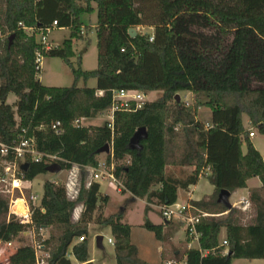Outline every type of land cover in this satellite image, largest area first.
<instances>
[{"label":"trees","instance_id":"16d2710c","mask_svg":"<svg viewBox=\"0 0 264 264\" xmlns=\"http://www.w3.org/2000/svg\"><path fill=\"white\" fill-rule=\"evenodd\" d=\"M94 12L97 66L83 71L82 53L77 68L70 61L72 42L82 39L83 30H91L81 16ZM53 22L68 31V38L42 56L61 59L71 68V87H44L38 80L35 58L41 46L35 34L51 28ZM144 27L152 33L137 31ZM130 29L136 32L134 38L128 34ZM89 79H95L94 88L77 87L79 80ZM114 90L162 95L141 109L132 104L129 110L116 112L112 129L107 123L74 125L109 109ZM180 92L192 95L191 105L176 101ZM10 94L16 98L13 105L6 102ZM200 109L211 112L207 126L197 119ZM242 116L264 135V0H0V145L12 146L22 129L27 137H34L42 160L25 159L28 168L23 179L28 182L46 173L49 156L56 158L62 171L74 166L80 171L75 201L67 198L63 184L44 182L39 206L30 207L28 224L9 215V201L0 197V245L31 231L48 255L44 264H72L69 255L77 264H91L88 226L99 201L104 205L108 198L100 194L98 183L87 185L86 169L97 167V152L107 144L112 152L106 166L113 165L112 173L124 186L120 194L128 193L148 205L174 204L177 191L196 184L198 174L209 169L207 180L214 193L191 205L213 216L196 226L199 248L186 249L178 260L231 264L264 259V162L249 141ZM56 122L59 134L51 129ZM140 128L147 138L131 150L130 140ZM1 161L0 156V178ZM168 165L192 166L194 172L186 181H178L166 176ZM252 178H258L262 188L250 191L254 217L243 222L242 213L217 204V196L221 190L232 194L245 188ZM78 204L82 211L74 222ZM150 211L144 208L141 228L162 241L163 225L147 219ZM122 221V215L96 218L97 224L110 229L116 264H147L131 244L132 227ZM222 230L226 256L220 254ZM81 237L83 242H76ZM1 260L0 264H38L29 245L11 248Z\"/></svg>","mask_w":264,"mask_h":264},{"label":"rangeland","instance_id":"374dc122","mask_svg":"<svg viewBox=\"0 0 264 264\" xmlns=\"http://www.w3.org/2000/svg\"><path fill=\"white\" fill-rule=\"evenodd\" d=\"M82 21L86 26L95 25L96 24V12L92 14H86L81 17ZM141 34H150L152 33V30L144 27L137 30ZM68 38V31L56 29L54 28L48 35H47V41L53 45V46H61L62 42ZM35 40L37 42L40 41V35L35 36ZM72 50L74 52V58L71 59V63L73 64L74 68H77V58L81 55V61H80V68L83 71H93L96 69L97 66V49H96V36L95 31H87L83 30L82 39L79 41H73L72 42ZM38 80L40 84L44 87H59V88H65V87H71L74 84V77L72 74V70L69 66L65 64L61 59L58 58H50V57H42L41 62V69L38 73ZM77 87L83 88H94L96 86L95 79H89L87 82H84L83 80H79L76 83ZM161 92H151L146 95V101L152 102L161 97ZM179 96V101L184 103L185 105H191L192 103V95L187 92H180L177 94ZM15 96L13 94H10L8 97L7 104L13 105L15 102ZM207 111L201 110L199 114H197V119L201 122L205 121V117ZM106 115L100 114L94 119H85L83 122H81V126H102L106 122ZM253 131V130H252ZM254 134H256V138L254 139L257 143H264V135L259 134L257 131H254ZM106 155L102 154L98 157V163H106ZM3 170V169H2ZM4 175L2 172L1 177ZM75 175V176H73ZM4 177V176H3ZM76 177V189H80V183H78L80 180V171L76 172V168H74L71 172L69 171H61L58 174H50L45 173L38 175L33 181H32V194L36 195L39 199L42 197V186L45 181H53L54 183H57L59 185H66L70 182H75L74 179ZM92 180V173L88 171V175L86 176V183L90 182ZM100 193L103 196H107L108 202L107 204H102V202L99 201L98 203V210L93 214V221L88 227V242H89V258L94 260V264H116L115 260V253L113 245H110L107 243L108 238L110 237V229L107 226H103L96 223V218L101 215L104 218L110 217V216H116V215H122L123 216V223L128 224L132 227V241L133 244L137 245L141 253L149 251H155V245L156 240L154 238V235L143 228H141V225L144 221V208L149 207L151 211L147 214V219L154 225H159L161 223V218L158 213V211L149 206L146 201L143 203V201L138 199H133L128 193L121 195L117 192L115 184L108 178H105L103 180H100ZM79 184V186H78ZM75 189V188H72ZM10 191V187L8 186V182H2L0 183V197L3 199H7L10 204L11 199L15 198H24L28 204H29V197L31 195L30 191H22V194L15 190L12 194H6V191ZM203 190V189H202ZM197 190V196L202 191ZM206 194V193H205ZM69 195L74 196V191L69 190ZM206 198L210 197H204L202 200H205ZM234 200H236V197H232L230 199V204L233 206L234 209L239 210L241 213L242 211L239 209V206L233 205ZM21 202V201H17ZM106 205V206H105ZM10 211V210H9ZM82 211V205L78 204L76 206V209L73 214V221L76 222L80 213ZM10 214V212H9ZM12 216V215H11ZM16 218V216H13ZM17 219V218H16ZM242 219L243 222L247 221V218L245 214L242 213ZM182 228L183 226L178 223L174 222V225L168 229L165 234H163V249H164V257L163 260H169V259H176L178 260V256L174 254L173 246L170 242V238H173L178 231L177 238H182ZM97 236L103 237L102 242V250H99L96 248L95 245V238ZM42 238L46 239L48 238V232L44 231L42 232ZM225 238L219 237V243L221 244L222 240ZM35 242L34 235L31 231H26L25 233L20 234L15 240H13V247H18L21 245H29L32 246ZM177 249H180L181 255L186 248V245L183 240L179 242V244L176 246ZM147 253V252H146ZM152 253V252H151ZM148 259L150 264H156L154 261L153 256H149V253H147ZM71 263H75V260L69 255L68 256ZM142 257H145L144 255ZM233 264H249L248 261H236L233 262Z\"/></svg>","mask_w":264,"mask_h":264},{"label":"built area","instance_id":"2783aa9c","mask_svg":"<svg viewBox=\"0 0 264 264\" xmlns=\"http://www.w3.org/2000/svg\"><path fill=\"white\" fill-rule=\"evenodd\" d=\"M58 24L57 22H53L51 28H47L44 30L39 31L36 35H40V41L38 42L41 46V50L39 53L36 54L35 62L37 64L36 70L40 71L41 69V62H42V52H45L53 46L47 41V35L54 29L57 28ZM28 33L33 35V32L31 30H27ZM150 42H152V36L150 37ZM98 96L102 95V92L97 93ZM112 95V104L109 109L104 111L103 113L106 115V122L108 128L112 129V123L114 119V114L118 111L122 110H129L131 105H134V109H141L146 101V95L141 91H134V90H114L111 92ZM102 113V114H103ZM84 119H81L80 121H77L74 125L75 126H81V122H83ZM59 127L60 124L58 122L53 123L51 125V129L56 133L59 134ZM27 130L22 129L21 135L18 137V139L13 142L12 146L7 147L4 145H0V156L2 158L1 166L3 169L4 177L2 176L0 178V183L2 182H8V186L10 187V191H6V194H12L15 190H18L21 194L22 191H31V185L30 182L25 181L23 179V172L21 171L20 167L21 164L24 163L25 159L27 157H30L32 162L38 163L42 160V156L36 151V143L34 137H27ZM249 138H252L254 136L253 132H249L248 134ZM110 147V153L112 152V147ZM107 154V155H109ZM8 155H11V159L7 160L6 157ZM106 155V156H107ZM45 163L50 166L52 164L56 163V158L49 156L46 157ZM74 168H76V172L79 171V168L77 166H74L69 172H71ZM86 171H90L92 173V180L87 183L89 185L90 183L94 182H100V180H103L105 178L110 179L116 186L117 192L120 193L121 191L125 190L124 186L120 181H118L113 171V165H111L110 168L106 166V163H98L97 167L95 169H86ZM206 172L209 174V169L206 168ZM75 176V175H73ZM80 180V179H79ZM75 182H70L66 185L63 184L64 189L66 191V196L69 200L75 201L78 197L79 193V187L76 189V177L74 179ZM80 183V181L78 182ZM79 186V184H78ZM75 188V189H72ZM190 188V186H188ZM69 190L72 192L74 191V196L69 195ZM17 201H21L23 204V207L26 211L25 215H18L13 211V207L15 206ZM41 201V198L39 199L36 195L32 194L29 197V204L24 198H15L10 200L9 204V215L16 216L17 220L24 224L30 223V207H37L39 206ZM239 206H241L242 209H245L248 205L245 201H240L238 203ZM236 206V205H235ZM155 209L158 211L160 218L163 222H178L180 223L183 228L185 235L190 240L189 242V249H192L191 243H196L197 248H199V239L201 237L200 233L197 232L196 226L200 223L201 219L211 217L213 215H209L207 213L198 211L195 209L191 203L188 201L186 203H179L175 202L172 205H156ZM84 238H79L76 242L81 243L83 242ZM107 243L110 245H114L113 239H108ZM38 264H44V259L48 258V255L43 251V246L40 244H36L35 242L32 245ZM219 247L224 248V250L220 253L222 256H226L228 254V244L227 241L224 239L222 240L221 244H219ZM13 248L12 242L0 245V263L2 262L1 258L5 257L7 252ZM207 253H204L203 255H206ZM163 264H186V259L177 261L174 259L166 260Z\"/></svg>","mask_w":264,"mask_h":264},{"label":"crops","instance_id":"0c3cea01","mask_svg":"<svg viewBox=\"0 0 264 264\" xmlns=\"http://www.w3.org/2000/svg\"><path fill=\"white\" fill-rule=\"evenodd\" d=\"M92 7L94 9L96 8V6L94 4L92 5ZM81 21H82V19H81ZM95 26H96V24L95 25H90L89 27L91 28V30H94ZM56 29H59V28H56ZM60 29L61 30H66V29H63V28H60ZM53 47H56V46H53ZM8 97H7L6 102H8ZM15 101H16V99H15ZM201 110H203V109H200L197 114H199ZM204 110H206L207 113H205L206 114V117H205V121L203 123L205 124V126H207L208 123H209V121H210L211 112L208 109H204ZM242 125H243V128L247 132H253L254 133V131H257L256 129H254V128H252L250 126L249 121H248V118L246 116H242ZM255 138H256V134H254V136L252 138H249V141L251 142L252 146L259 152V154L261 155V158H262V160L264 162V143H257V142H255L254 141ZM245 152H246V148L243 145L242 146V153L245 154ZM193 172H194V167H192V166H173V165H168L165 168V174H166V176H168L171 179L178 180V181H186L187 179L190 178V176L193 174ZM208 176H209V174L206 172V169H204L203 171H201L198 174L196 184L190 185V188H187V189H179L177 191V202H179V203H186V202L189 201L190 203H192V202L200 201L204 197H211V195L214 193V188H213V186H211L208 183V180H207V177ZM50 182H53V181H50ZM31 183H32V181L30 182V185H31V191L30 192L32 193V184ZM97 183L100 185L99 182H97ZM260 188H262L261 181L258 178H252V179H249L246 182V187L245 188L238 189V190H236L235 192H233L230 195L229 201H230V199L232 197H236V200H234V202H233L234 204L233 205L239 206L238 203L240 201L247 202V205L248 206L245 209H242L241 206H239V209L242 211L243 214H245V216L247 218V221L250 220V219H252L254 217L253 216V214H254L253 206L251 205L250 198H249L250 191L251 190L260 189ZM200 189L201 190L203 189V190L201 191V193L199 194V196H197L198 195L197 194V190H200ZM99 192H100V189H99ZM208 199L209 198H206L205 200H208ZM263 199H264V193H262V200ZM141 201H143V203H145V200H141ZM149 206H151L153 208L156 207V205H153V204H150ZM159 225H163V230H162V235H163V234H165V232L168 229H170L174 225V222H167V223H165V222H163L161 220V223ZM178 233L179 232L177 231L176 234H175V236L173 238H170L169 239L170 242H171V244H172V246H173V251H174V254L175 255H178L181 252L180 249H177V247H176L181 240H183L184 243H185V245H186L185 250L186 249H189L188 246H189V242H190V240L185 235L184 228H182V238H177ZM220 237L221 238H225V230H222L221 231ZM108 239H113L112 236H111V234H110V237ZM130 241H131V244H133V241H132V229H131ZM12 244H13V241H12ZM89 245L90 244L88 242V248H89ZM133 245L136 247L137 254H138V258L141 261H143V262H145L147 264H150L149 261H148V259L150 257H148V255H146L147 253H149V256H153L154 257V261H155L156 264H163L164 263V260H163V257H164V249H163V242L162 241H157L156 240L155 251H149V250H147L146 251L147 253L146 252H142L141 253L140 248L137 245H135V244H133ZM191 247H192V249H196L197 248L196 243H194V242L191 243ZM143 255L145 257H142ZM183 259L184 258H182L180 260H183ZM169 260H171V259H169ZM174 260H176V259H174ZM180 260H177V261H180ZM236 261H241V260H233L231 264H233V262H236ZM244 261H247V260H244ZM89 262L91 264H94V260L91 259V258H89ZM248 263L249 264H264V259H262V260H252V261H248ZM73 264H77V263L75 262ZM103 264H105V263H103Z\"/></svg>","mask_w":264,"mask_h":264},{"label":"water","instance_id":"95a60500","mask_svg":"<svg viewBox=\"0 0 264 264\" xmlns=\"http://www.w3.org/2000/svg\"><path fill=\"white\" fill-rule=\"evenodd\" d=\"M128 34L130 36V38H134L136 36V32L135 30L133 29H130L128 31ZM179 96L176 95V101H179ZM147 138V133H146V130L144 128H140L136 131V133L133 135L132 139L130 140V149L131 150H134L140 141L142 140H145ZM98 155H107L110 153V147L109 145H104L102 148H100L98 150ZM28 168V164H22L20 169L23 173L26 172ZM46 173H50V174H58L60 173L62 170H61V167L60 165L58 164H52L48 167H46L45 169ZM230 193L228 191H225V190H221L217 196V204L223 206L226 210H230L233 208V206L230 204L229 202V198H230ZM102 242H103V237L102 236H97L95 238V245H96V248L99 249V250H102L103 247H102Z\"/></svg>","mask_w":264,"mask_h":264},{"label":"bare ground","instance_id":"6f19581e","mask_svg":"<svg viewBox=\"0 0 264 264\" xmlns=\"http://www.w3.org/2000/svg\"><path fill=\"white\" fill-rule=\"evenodd\" d=\"M13 211L18 215H25L26 213L22 202H16L15 206L13 207Z\"/></svg>","mask_w":264,"mask_h":264}]
</instances>
